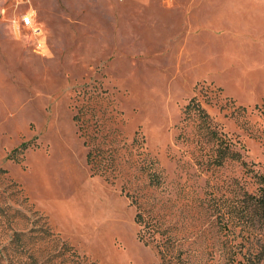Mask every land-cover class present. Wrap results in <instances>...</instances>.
I'll return each instance as SVG.
<instances>
[{"label": "rangeland", "instance_id": "1", "mask_svg": "<svg viewBox=\"0 0 264 264\" xmlns=\"http://www.w3.org/2000/svg\"><path fill=\"white\" fill-rule=\"evenodd\" d=\"M255 172L264 0H0V264H264Z\"/></svg>", "mask_w": 264, "mask_h": 264}, {"label": "trees", "instance_id": "2", "mask_svg": "<svg viewBox=\"0 0 264 264\" xmlns=\"http://www.w3.org/2000/svg\"><path fill=\"white\" fill-rule=\"evenodd\" d=\"M187 113H199L201 119L200 130L205 132L208 141L216 144L217 156L214 160V163L218 166H221L227 159L233 161H241V156L239 153L232 150V144L228 139L223 135L219 134L215 128H213L209 122V116L205 111L200 107V105L191 101V103L186 107ZM90 160V155H89ZM243 166L246 167L247 164L241 161ZM247 168V167H246ZM247 172H254L251 169H247ZM255 183L257 185L256 192L249 193L245 191L244 193V208L242 210L243 217L247 215V219L256 218L259 221L264 222V174L255 172L253 175ZM152 183L158 184L155 179L151 180ZM249 208L250 213H245V209ZM141 221L140 216H137V220ZM225 228L229 230L228 224L225 225ZM166 256V255H165Z\"/></svg>", "mask_w": 264, "mask_h": 264}, {"label": "built area", "instance_id": "3", "mask_svg": "<svg viewBox=\"0 0 264 264\" xmlns=\"http://www.w3.org/2000/svg\"><path fill=\"white\" fill-rule=\"evenodd\" d=\"M30 23H31L30 17H28V16L24 17V24L29 25Z\"/></svg>", "mask_w": 264, "mask_h": 264}]
</instances>
